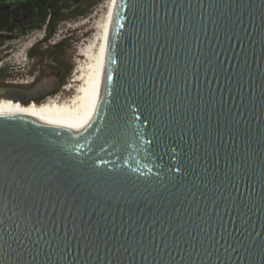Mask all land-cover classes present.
I'll list each match as a JSON object with an SVG mask.
<instances>
[{"label":"water","instance_id":"water-1","mask_svg":"<svg viewBox=\"0 0 264 264\" xmlns=\"http://www.w3.org/2000/svg\"><path fill=\"white\" fill-rule=\"evenodd\" d=\"M0 264H264V0H119L83 115H0Z\"/></svg>","mask_w":264,"mask_h":264},{"label":"flooded vegetation","instance_id":"flooded-vegetation-1","mask_svg":"<svg viewBox=\"0 0 264 264\" xmlns=\"http://www.w3.org/2000/svg\"><path fill=\"white\" fill-rule=\"evenodd\" d=\"M83 2L72 4L70 7L80 6ZM67 8L69 7L66 0L8 1L0 6V64H5L0 68V94L10 96L12 88L16 90L13 95L23 97L19 91L31 92L42 81L58 85L59 91L56 96L67 92L64 90H67L66 83L73 70L74 59L67 52L68 43L61 37L55 39L56 25L62 12ZM78 9L77 7L74 10L76 14L83 12L82 9ZM43 25L45 29L41 39L24 52L26 54L24 63L27 64L28 70L25 74L11 75L10 59L17 55V51L16 48L10 47V38L30 36L42 29ZM7 40H9L7 45H1Z\"/></svg>","mask_w":264,"mask_h":264},{"label":"bare ground","instance_id":"bare-ground-1","mask_svg":"<svg viewBox=\"0 0 264 264\" xmlns=\"http://www.w3.org/2000/svg\"><path fill=\"white\" fill-rule=\"evenodd\" d=\"M118 2L119 0H106L100 18L95 21V33H93L92 38L90 37L89 43L84 47L82 46L81 55L84 61L83 63L80 61L82 64L79 66L77 76L72 80L75 84L70 86L69 90L72 91L70 98L65 100L55 95L40 103L32 102L29 104L0 99V115L58 122L83 115L90 107L97 88L104 52Z\"/></svg>","mask_w":264,"mask_h":264},{"label":"rangeland","instance_id":"rangeland-1","mask_svg":"<svg viewBox=\"0 0 264 264\" xmlns=\"http://www.w3.org/2000/svg\"><path fill=\"white\" fill-rule=\"evenodd\" d=\"M105 2L106 0H85L80 6L69 7L62 12V16L56 25L57 35L55 39L57 40L61 37L62 40L68 43L66 45L68 46L67 52L70 57L74 59L73 70L66 83L67 90H64L67 92L57 95L65 100L72 96V91L69 90L70 86L72 87L75 84L72 80L76 78L79 66L84 61V58L80 54L82 53L83 47L89 43L93 33H95V21H98L100 18ZM77 7L79 8L78 10L82 9L83 12L76 14L74 10ZM44 29L45 27L43 25L42 29L37 30L30 36L10 38V47L16 48L17 51V55L10 59L11 75L26 73L28 67L27 64L24 63L26 61V54L24 52L29 49L30 46H33L37 40L41 39ZM8 43L9 40L1 43V45L4 46ZM80 61L82 63H80ZM4 66V63L0 64V68Z\"/></svg>","mask_w":264,"mask_h":264},{"label":"trees","instance_id":"trees-1","mask_svg":"<svg viewBox=\"0 0 264 264\" xmlns=\"http://www.w3.org/2000/svg\"><path fill=\"white\" fill-rule=\"evenodd\" d=\"M8 1L11 2V1H23V0H0V6L3 5L4 3H7ZM38 1L45 2V1H50V0H38ZM83 1L84 0H66L68 7H70L72 4L81 3ZM44 20L46 21L47 17H45Z\"/></svg>","mask_w":264,"mask_h":264}]
</instances>
